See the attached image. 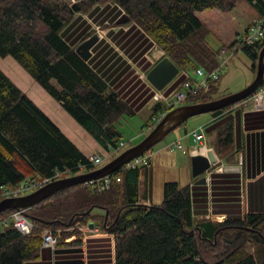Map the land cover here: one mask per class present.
Instances as JSON below:
<instances>
[{"label":"trees","instance_id":"trees-1","mask_svg":"<svg viewBox=\"0 0 264 264\" xmlns=\"http://www.w3.org/2000/svg\"><path fill=\"white\" fill-rule=\"evenodd\" d=\"M109 1L120 5L180 69L210 71L219 65L220 52L209 44L208 28L197 13L214 8L231 11L241 0H81L72 6L64 0H0V56L14 57L111 152L123 138L118 121L126 114L135 116L134 109L64 36L76 13ZM247 1L264 12V0ZM263 47L264 40L236 51L250 56V68L257 72ZM220 82L221 78L209 79L208 87L189 93L182 104L220 97ZM165 108L164 103L155 104L149 111L151 118ZM233 134L232 125L219 130L215 148L219 155H233ZM92 167L89 155L0 67V188L43 177L56 181L68 171L78 174ZM145 167L120 168L114 172L120 181L113 178L108 189L83 183L24 209L35 225L32 234L14 226L10 215L15 209L4 210L0 213V264H27L40 258L45 251L41 236L45 228L61 230L59 244L63 245L71 234L81 235L78 229L65 230L91 222L114 234L115 264H264V211L221 222L197 219L190 185L177 181L164 183L161 203H141ZM97 208L105 214H93Z\"/></svg>","mask_w":264,"mask_h":264},{"label":"crops","instance_id":"crops-1","mask_svg":"<svg viewBox=\"0 0 264 264\" xmlns=\"http://www.w3.org/2000/svg\"><path fill=\"white\" fill-rule=\"evenodd\" d=\"M257 11V14L251 15L252 20L262 14L259 10ZM123 13L124 11L116 3L96 4L88 13L77 14L66 28L64 36L77 47L92 36V33L98 35V41L90 48L91 57L88 62L133 107L135 116L142 112L148 113V119L142 129L147 135L151 125L155 123L153 118L157 115L151 118V112H149L155 105L152 99L155 87L152 86L147 75L156 63L167 55L134 21L132 24L118 23L117 20L122 17ZM95 25L104 27L103 34L99 35V32L94 29ZM245 69L244 78L237 81L238 84L234 87L236 91L246 87L255 77L252 68ZM181 79L180 76H176L161 91L167 94L177 88ZM230 88L228 83L224 86L221 84L220 96L232 93L233 91H228ZM28 96L47 113V116L83 151V154L100 153L99 150L93 149L96 144L92 141L95 142V138L73 117L69 116L63 107L65 112L61 114L56 106L61 107V103L52 98L50 94L39 93L28 94ZM255 107L250 97L218 114L211 113L198 120L200 121L198 127H203L205 134L202 144H197L191 135V131L198 127L191 130L187 128L185 133L178 137L177 140L180 139L184 145L182 150H185V144L205 147L202 148L204 149L202 152L197 146H190L187 149L190 161L191 156L197 151L207 156L212 154L215 160L216 158L218 160V164L213 165L211 169L198 177L192 176L191 167V175L187 184L191 187L193 211L197 219L221 222L220 216L222 215L225 220L242 219L246 213L264 211V111ZM227 125L233 126L234 141L230 153L233 155L221 156L215 150L218 143L217 134ZM74 131L80 137H76ZM87 133L93 137H91L92 141ZM96 143L105 149L98 141ZM88 144L92 145L90 151H86ZM164 149L168 148L165 146ZM194 149L197 151L193 152ZM116 150L106 151L111 156ZM152 167V165L149 166L148 173L142 175L144 178L141 177L140 191L144 182V193L139 191L140 202H146L147 205L153 203L149 191L153 184ZM202 176L206 177V183H197ZM93 214L103 216L105 211L97 208L94 209ZM77 228L81 231V235L71 234L67 237L66 243L56 247V250L44 248L45 251L40 258L33 262L29 261L27 264H87L88 259L92 264L95 261L98 264H106L105 259L108 258L111 259L110 264H115L114 234L102 231L94 222ZM96 254L102 256H95Z\"/></svg>","mask_w":264,"mask_h":264},{"label":"rangeland","instance_id":"rangeland-1","mask_svg":"<svg viewBox=\"0 0 264 264\" xmlns=\"http://www.w3.org/2000/svg\"><path fill=\"white\" fill-rule=\"evenodd\" d=\"M64 1L68 2V4L72 6L81 0H64ZM109 2H112V1H109ZM97 4H104V3H97ZM91 8L92 7H90L88 11H90ZM121 9L124 10L123 8ZM88 11L78 12L74 15V17L79 13L86 14L88 13ZM257 12H258L257 9L251 3H249L247 0H241L237 2L236 7L231 11H222V10L214 8V9H206L204 11H199L197 13L198 14L197 17L200 18V20L204 22L208 28L206 38L209 44H211V46L215 50L220 52L221 54L220 57L222 58V59L220 58L221 62H224V59L226 60V64L224 68L225 71L223 72V75L221 76L220 83L223 86L228 83L229 87H231L228 91L237 92L235 90L236 88H234L236 84H238L237 81H240L241 79L244 78L245 76L244 73L246 71L245 68L247 67L250 68L252 66V59L250 58V56H247V54L243 50L236 51L235 41H237L238 35L241 34L245 30V28L249 26L248 24L252 20L251 15L257 14ZM94 29L97 32H101L103 34V30H104L103 26L95 25ZM0 67L6 73L11 75L12 78H14L21 87H24L23 89L24 91H26L27 94H39V93L48 94L34 80V78L31 77V75L19 64V62L14 57L0 56ZM255 75H256V72H255ZM55 103L58 104L57 102ZM56 106L61 114L65 112L62 106L61 107H59V105H56ZM210 114L211 113H204V114H200V115L189 118L186 121V123H183L182 125L178 126L176 129L170 132L166 137H164L163 140H161L159 143H157L153 147V150H155V152L157 153L156 156L154 157L152 164H150L153 166L152 167L153 184L151 185V189L149 191L151 192L150 196L152 198L153 204H159L162 202L163 194H164L163 193L164 183L166 181H177L181 185H186L191 175V164H190L191 161H190V155L187 151V149L191 145L185 144V150L176 149L175 152H171L169 151V149H164V147L168 146L171 142H173L174 140H177L178 137L182 136V134L185 133L187 128L191 130L192 128L198 127L199 125L198 123L200 122L198 120L206 116H209ZM148 116H149L148 113H144V112H142L139 115L133 116V117L126 114L118 121L117 127H119L123 133V138H121V140L125 142V145L123 147L117 148V150L113 152L114 154H112L111 156L107 154V151L105 149L98 146L96 141L95 142L92 141L93 137L87 133L90 138L92 137L91 141L94 144H96L95 147H93V149L99 150L100 154H102L105 157L104 163L100 165H95V167H92V168L95 170L105 165L106 163L111 161L113 158H115L117 155H119L122 151L132 146V144L133 145L137 144L138 142L142 140V138L147 136L146 132H143L142 129L143 127H145L144 125L148 119ZM76 125L80 126L78 123H76ZM152 129H150L147 132V134ZM74 135L76 137H80V135L76 134L75 131H74ZM118 144H120V142ZM196 146L197 145L194 144L191 147H196ZM90 147H92V145L88 144L86 151H90ZM200 149L202 150V152H204L203 151L204 149L202 148ZM193 151L195 152L197 150L194 149ZM191 153H192V149H191ZM217 161L218 160L216 158V160L213 162V165L218 164ZM148 171H149V167H145L143 170V175H146ZM82 172L83 171H81L80 173ZM73 174L75 173L72 171H68L65 175L70 176ZM9 187H12V186H9ZM144 188H145V183L143 182V186L140 191L142 192V194L145 191ZM3 191L4 189L0 188L1 196H3L2 194ZM3 197H6V196L4 195ZM82 225H87V224H77L75 226L76 228L71 227L65 231H73L74 229H78L77 227H80ZM57 232H58L57 235H60L62 233L61 230H58ZM95 256L100 257L102 255L96 254ZM87 259L88 258H86V260ZM88 260H87V264H92L90 260L89 261ZM105 261H106V264H110L111 259L108 258V259H105ZM94 264H98V263L95 261Z\"/></svg>","mask_w":264,"mask_h":264},{"label":"water","instance_id":"water-1","mask_svg":"<svg viewBox=\"0 0 264 264\" xmlns=\"http://www.w3.org/2000/svg\"><path fill=\"white\" fill-rule=\"evenodd\" d=\"M120 24H132L130 16L123 13L122 17L117 20ZM99 37L97 34H92L89 38L81 42L75 49L77 53L86 61L91 57V47L98 41ZM258 65L256 67L257 72L250 84L243 89L233 92L227 95H223L214 98L209 101H203L193 104H182L169 111L161 119L155 127L142 138L140 142L130 146L126 150L122 151L119 155L113 158L105 165L91 170L89 172H82L73 174L70 176L58 178L50 181L48 184L34 190L25 195L20 196H9L0 199V213L7 209H21L31 208V206L42 202L43 200L50 197L63 189H67L79 184L88 183L92 180L109 176L122 168L135 157L143 154L145 151L152 149L157 143L164 139L170 132L176 129L182 123L186 122L189 118L217 111L219 109H225L226 107L236 104L252 96L262 85L264 80V47L260 51ZM179 66L169 56L161 58L156 65L148 72V80L153 84L156 89L162 90L167 84L173 81L178 75ZM215 156L210 154L209 156L203 153H195L191 156V167L192 176L198 177L204 174L206 171L211 169ZM207 179L202 176L197 183H206Z\"/></svg>","mask_w":264,"mask_h":264},{"label":"built area","instance_id":"built-area-1","mask_svg":"<svg viewBox=\"0 0 264 264\" xmlns=\"http://www.w3.org/2000/svg\"><path fill=\"white\" fill-rule=\"evenodd\" d=\"M125 12V11H124ZM102 33L99 32V35ZM264 40V12L261 15H258L255 17L249 26L245 28V30L238 35L236 43V47L248 45V44H254L255 42ZM221 56V54H220ZM218 56V57H220ZM221 58V57H220ZM222 59V58H221ZM225 64L226 60L224 59V62H221L219 65L210 71L205 70L204 67H195L193 69H187L184 68L178 70V75L182 79L179 84H177V88L171 90L167 94H164L161 90L155 89V93L153 95V100L155 101V104L158 103H164L166 105V108L164 110L159 111V113L154 116V124H158L161 119L166 115L167 111H169L170 108H175L178 105L182 104L186 96H188L189 93H195L197 90H199L201 87H208V80H219L221 76L223 75V72L225 71ZM252 99L255 104V108H258L259 110L264 111V86H261L255 93L252 94ZM192 137H194V140L197 144H202V141L204 140V129L203 127H198L196 129H193L191 131ZM125 145V142L121 141L119 147H123ZM199 146V145H198ZM197 148H203L204 146H199ZM116 148V149H117ZM166 148L169 149V151L173 152L176 149H183L184 145L182 144L181 140L174 141L170 143ZM194 152V151H193ZM195 153H202L201 151H197ZM194 153V154H195ZM155 150L150 149L145 151L143 154L138 155L125 165H122L125 168H137L140 166H146L149 167L152 164L154 157L156 156ZM89 161L91 164L94 165H100L104 163L105 157L100 153H91L89 155ZM122 167V168H123ZM117 178L116 180L120 181V177H116L114 173L109 174V176H104L102 178L92 180L90 183L93 184L94 187L98 188L99 190H105L108 189L112 183V179ZM54 179L51 177H43L37 180L29 181L26 180L22 182V184L16 186V187H9L6 186L3 191V196H20L25 195L30 192H33L34 190L48 184L50 181H53ZM146 203V202H145ZM25 208L21 209H15V211L10 215V219L13 221L12 223L14 226L23 234H32L34 230V223L32 220L25 214ZM219 218V217H217ZM220 219L222 221L225 220V217L222 215L220 216ZM6 222V219L4 223ZM58 232L50 229L45 228L43 229V232L41 234L43 238V247L50 248L52 250H56V247H59L60 242V235H57Z\"/></svg>","mask_w":264,"mask_h":264},{"label":"bare ground","instance_id":"bare-ground-1","mask_svg":"<svg viewBox=\"0 0 264 264\" xmlns=\"http://www.w3.org/2000/svg\"><path fill=\"white\" fill-rule=\"evenodd\" d=\"M13 210V209H12Z\"/></svg>","mask_w":264,"mask_h":264}]
</instances>
